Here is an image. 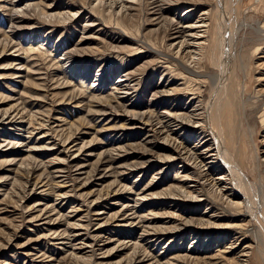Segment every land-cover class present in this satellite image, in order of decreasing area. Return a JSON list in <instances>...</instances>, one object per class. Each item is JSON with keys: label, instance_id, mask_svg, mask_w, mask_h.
Returning <instances> with one entry per match:
<instances>
[{"label": "rangeland", "instance_id": "1", "mask_svg": "<svg viewBox=\"0 0 264 264\" xmlns=\"http://www.w3.org/2000/svg\"><path fill=\"white\" fill-rule=\"evenodd\" d=\"M149 2L0 1V264H39L37 258L48 260L45 264H145L154 257L160 262L152 264H242V249L248 252L245 264H264L256 231L238 212L243 208L218 198L220 188H211L203 173L194 180L200 163L183 171L179 160L160 161L170 148H191L194 139L184 141L188 135L180 130L148 135L138 123L145 112L159 117L189 109L181 82L191 95L197 87L201 99L208 94L210 78L190 75L175 60L182 36L172 35L202 12L212 18L215 0L179 2V8L161 15L151 13ZM192 3L198 7L185 19ZM48 4L54 8L47 14ZM123 4L131 6L123 10ZM70 13L78 17L70 19ZM233 21L237 163L248 183L264 194V43L249 30L264 24V0H242ZM205 57L202 72L210 70ZM184 63L192 68L190 60ZM123 74L133 86L124 98L113 86ZM195 78L206 79L205 85ZM163 84L172 90L170 97L161 91ZM254 100L260 105L255 111ZM57 117L64 120L60 127L53 126ZM70 139L79 142L76 150L92 155L84 156L89 165L82 174L66 167L71 187L60 188L50 164L70 157L61 151ZM103 174L107 177L99 178ZM62 192L63 200L57 195ZM126 204L137 205L138 217L131 220L133 230L123 234L113 217ZM41 210L52 213L46 221L56 223L39 224ZM100 223L106 224L92 234L112 239L103 258L97 251L56 244L59 235L80 231L73 230L75 224L92 229Z\"/></svg>", "mask_w": 264, "mask_h": 264}, {"label": "bare ground", "instance_id": "2", "mask_svg": "<svg viewBox=\"0 0 264 264\" xmlns=\"http://www.w3.org/2000/svg\"><path fill=\"white\" fill-rule=\"evenodd\" d=\"M122 1L130 4H135L138 0ZM164 1L167 2H161V0H150L149 3L152 9L151 13L161 15L162 12L166 11V9L168 8H179V2L184 4L189 0ZM241 1L242 0H226L225 3V0H215L214 9L212 8L213 17L215 20L212 19V16V18L208 20V11L202 12L203 16H198L195 23L190 22V20H184L185 23L176 27V31L172 35V38L174 39H178L182 36V38L179 40L180 48L177 51L178 53L180 52V54L176 55L177 59H175L177 60V63L182 64L184 70L190 73V75H196L202 78H204L205 76V78H210L209 80L211 82V86L206 97L204 99L200 98V96H202L200 94V87H197V89L199 90H197L198 92L196 91L195 93L197 95H191V92L193 91H186L185 86L183 85L185 83L181 82V86H179V88L181 91H183L182 93L184 96L187 95L189 104H192L189 109H185L184 111L179 109V112L176 113L175 111H173L171 113H168L167 116H162L161 114H159V117H150L149 112H145L138 119V123L141 124V128L147 130V132L149 133L148 135L165 133L168 136L169 132L175 133L177 130H180L184 133V135H188V138H184V141H186L187 139H194L191 148H185L184 150L179 149L178 146H176V148H170V154L167 155L166 159L160 161L170 165L173 164L176 160H179L182 165L181 167H183V171L188 169V167H190V169L192 170L196 163H200L201 165L199 166L201 167V169H199L198 172H193L194 180L198 181L196 179L200 177L199 174L203 173L207 180H209L207 184L211 188H220L219 194L215 192L218 198H222V200L227 199V201L233 203L234 206L243 208L238 212L240 215H242V219L247 220L246 222L249 223V226L252 227L254 231H256V237L260 241V245L262 248L261 250L264 253V194L262 191L257 190L248 183L242 173V168L238 166L239 164L237 163L238 144L235 139L236 119H234L236 113H233L236 110H233V106H237V104H233L232 99L234 96V87H231V76L233 68L232 58L236 50V45L234 44L235 42L233 43L232 41V38H234V36L231 37L232 35L230 34V31L231 28H233V18L239 11ZM130 4H123L122 9L126 10L129 6H131ZM197 7L198 5H196V3H192V7L185 8V19H189L190 16L193 15L192 13L195 12ZM53 8L54 6L52 4H48L43 8V10H45L46 12L47 10H53ZM76 17H78V14H76L75 16V13H70V19H75ZM93 22L94 21L89 23V25L93 24ZM178 22H182V20H179ZM200 28H202V30H200ZM249 30L251 38L263 40L264 43V24L251 26L249 27ZM206 31L210 35L209 40L205 36L204 32ZM233 34L235 33L233 32ZM224 35H226V37ZM204 53L206 54L205 58L207 61H204V63H208L210 68L208 72H202L205 71V67L203 66L205 65L203 64ZM228 58H230L231 62H229V64L227 65L226 62ZM186 60H190L192 64L191 69L184 63V61ZM193 76L191 77L194 78L195 76ZM205 80L206 79L198 78L195 81L197 84L199 83V86H203L205 85ZM113 86L115 89L114 91L119 94V97H127L131 94V91H133V86L129 83L126 74L120 75L117 81L113 83ZM161 91L163 93H166L168 97H170L169 95L172 94V92H170L172 90L165 84H163V89ZM258 102L259 100H254L252 102L253 111L260 107V105H257ZM168 116H171L172 119H168ZM57 118H54V127H60L61 123L64 121L62 119L63 121L61 120L62 122H60L61 118H58L59 121L57 120ZM120 128L121 126L119 127V129ZM181 140L183 141V139ZM169 141H171V138H169ZM78 143L79 142L71 139L69 142H67L66 140L63 143V149L61 151L65 152L66 154L70 153V157H66L62 162L58 161L50 164V171L58 174L56 175V178H59L56 181V186L58 185V187L60 188L71 187L69 183L67 184L68 179L66 178H69V175L65 171V169H67L66 167L73 166L78 171V174H82V170L89 165L84 156H90L92 155V153L85 150H76V146L78 145ZM163 146H168V144L163 143ZM108 169L109 168H106L105 172ZM104 177H107V175H99V178L101 179H103ZM41 185L44 186L43 183ZM147 190H149V187L145 188V195ZM223 191L228 193L229 196L223 197ZM38 193L43 194V190H40ZM57 195L61 198V200H63L66 196L64 192ZM136 206L137 205L126 204L122 207V210H118L113 217L115 218V221L116 219L119 220V222H117L115 226H123V234H127L131 230H133L134 223L131 222V220L138 217V209L136 208ZM58 210L59 208L55 209V211L59 213ZM103 213L105 212H93V214L95 215H101ZM51 214H47V210H41L36 216L37 218L42 219L39 224L46 225L56 223L54 221L50 222L49 219L47 221L45 220L46 218H49V215ZM214 217H218V215H215ZM88 219L90 220V218ZM125 221L126 223L123 224ZM105 224L106 223H100L96 228L92 229L83 227L79 224H75L77 226H71L73 227V230L80 229V231H76L72 234L69 233L68 235H59L58 239L60 240L56 241V244H58L60 248L73 245V247L78 251H97V257L103 258L106 253L104 248L112 240L110 236L104 237L97 235L98 231L102 230V227ZM183 226H188V224H183ZM215 226L217 225L215 224L211 228H215ZM186 230L193 232L194 228L188 227ZM94 231H96L97 233L92 234ZM94 237L95 239L99 238V244L93 242ZM239 242H241V240H239L238 243ZM234 247L235 246L233 244L231 248L234 249ZM244 250V253H242L243 249L240 251V255L244 256V258L241 260L242 264H245L244 261L246 260L245 258L248 255L247 249ZM138 256L139 255H136V257ZM36 261L39 264H45L48 260L37 258ZM153 262H160V258L154 257L152 261H148L145 264H152Z\"/></svg>", "mask_w": 264, "mask_h": 264}]
</instances>
